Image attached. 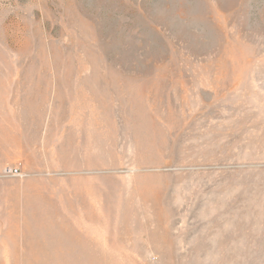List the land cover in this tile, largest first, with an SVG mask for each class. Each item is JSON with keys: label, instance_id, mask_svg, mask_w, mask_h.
Wrapping results in <instances>:
<instances>
[{"label": "rangeland", "instance_id": "1", "mask_svg": "<svg viewBox=\"0 0 264 264\" xmlns=\"http://www.w3.org/2000/svg\"><path fill=\"white\" fill-rule=\"evenodd\" d=\"M0 264H264V0H0Z\"/></svg>", "mask_w": 264, "mask_h": 264}, {"label": "built area", "instance_id": "2", "mask_svg": "<svg viewBox=\"0 0 264 264\" xmlns=\"http://www.w3.org/2000/svg\"><path fill=\"white\" fill-rule=\"evenodd\" d=\"M7 174H16V171L12 170V169H6L5 171Z\"/></svg>", "mask_w": 264, "mask_h": 264}]
</instances>
